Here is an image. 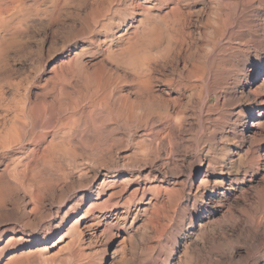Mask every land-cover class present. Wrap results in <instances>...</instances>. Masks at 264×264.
Here are the masks:
<instances>
[{
  "label": "rangeland",
  "instance_id": "obj_1",
  "mask_svg": "<svg viewBox=\"0 0 264 264\" xmlns=\"http://www.w3.org/2000/svg\"><path fill=\"white\" fill-rule=\"evenodd\" d=\"M5 1L7 3H4ZM142 1H0V11L3 14L2 16L0 14V250H2L0 264H3L6 261L5 258L9 257L12 253L42 245L50 247L60 237H63L66 241L69 240V244L61 248L62 251L61 249L58 250L61 257L55 253L58 249L57 246L49 248V253L52 254L53 252L52 256L55 254L51 257L52 262H50L52 264H67L66 259L70 262L74 258V261L71 260L68 264L72 262L75 264H89L90 261H93L90 264H111L113 260L112 264H116L117 261L120 262V258L123 259L118 264H174L184 244H190L188 247L192 248V244L189 242L194 233L193 229L203 217H264V204H262L264 196H261L264 195V76H260V80L255 86L250 88V92L247 87L252 79L255 80L258 73L264 70V0H234V2L233 0H188L190 3L187 0ZM229 1H232L233 4ZM182 2L186 3L183 4ZM223 2H226L228 5ZM176 3L179 5L180 10H184L180 11V13L183 12V15L181 14L180 16L181 18L183 17V21L181 22V18L178 20L180 25L175 24L177 22H173V24L171 18L167 15L171 8L175 7ZM181 3L182 5H180ZM2 4L5 5V8ZM140 5L143 6L141 7ZM203 6L206 8L203 9ZM208 6L212 7V11H210V7ZM208 9L210 12L207 11ZM53 10L57 11L53 12ZM144 10L148 11L145 12ZM2 11L5 13H2ZM157 12L166 16L164 24L168 25L171 22L169 24L171 25V29L175 27L179 30L176 31L175 28L171 30L170 26L164 25V35L167 33L169 37L172 33L176 34L177 32L179 34H172L173 37L175 35L174 38L172 35L169 38L166 35L163 36V42L161 41L162 46L167 45L169 42H184V44L183 42L181 43L182 45L179 43L176 45L175 43V48L177 46L179 50L178 56L176 55L174 58L176 62L175 60L169 62L171 65L163 62L161 64L162 67L160 66L159 68L160 71L156 67V55H158V52L155 51L157 50V43L159 41L156 42L154 40H158L159 38V36L158 38L156 37L159 34L156 27L157 19L155 24L153 23L154 17L158 16ZM241 13L243 14L241 15ZM155 14L157 15L154 16ZM231 14L235 19L229 17ZM3 16L5 19H3ZM221 16L223 17V21ZM219 17H221V20L218 19ZM146 18L149 23L145 20ZM257 19L260 20L258 21ZM218 20L222 22L220 23ZM116 21H119V23ZM144 21L146 23H143ZM184 22L188 24L186 25ZM201 23H204L203 25H207V27ZM146 24L148 27H145ZM259 25L262 26L260 27ZM106 28L112 30H107ZM223 31L228 32L229 36L227 35L228 33L225 34ZM258 31L261 32L257 33ZM215 35L216 37L219 36L217 40ZM146 36L148 37L146 38ZM176 37L178 38L177 40ZM220 37L223 38L220 39ZM185 39L187 40L186 42ZM138 41L145 43H141L140 46ZM166 41L167 43H165ZM134 44H136L139 50L135 48ZM131 45L132 47H130ZM142 45H144L143 47H148L143 49ZM154 45L156 49H154ZM195 46L197 48H194ZM147 48L151 49L152 53ZM185 48L189 50H185ZM140 49L141 52L142 50L144 52H139ZM146 49L150 53L149 56L147 55L148 57L145 55L149 54L146 52ZM131 51L133 52L131 53ZM133 54L141 58V60L143 59L142 64H140V59H138V64L137 59H135L136 57L132 56ZM211 54H214V56H210ZM150 58L153 61H150ZM74 59H76V62ZM69 62L70 65H67ZM136 64L137 69L135 67ZM144 64L147 68L151 64L150 67L152 68H149L152 71H145L143 69L145 67L143 66ZM172 64L173 66L175 64V66L171 68ZM132 68L135 73L137 72L136 74H139L140 71V74H142V71H144L143 74L147 73L150 78H152L151 73L154 74L155 77L150 79V82L153 84L148 81L140 85L139 88V82L132 81V79L135 80V77H132L135 74L132 72L133 70L131 71ZM147 68L146 70H148ZM153 68L157 69H154V71ZM191 68L193 69L190 70ZM204 68L205 71H203ZM188 73L192 76L190 77ZM161 74L164 77L165 74L170 77L172 75L171 78L174 81L177 80L175 81L177 85L188 83V86L191 85L190 89L188 88L187 92L182 90L179 93L181 95H178L176 92L169 93L165 88L161 89L158 86L157 80L154 82L156 77ZM186 76L190 78H186ZM194 77L196 78L194 79ZM129 79H131V83ZM148 83L153 86L151 87ZM144 87L146 90L148 89V93L144 90ZM210 87L215 88L214 91L210 92ZM136 89L138 90L136 91ZM192 89L194 92H192ZM140 90L145 92L143 94L145 97L148 96V98H145ZM60 91L63 92V95H61ZM115 91L119 92L120 96L115 97L118 94ZM138 91H140L139 94L136 93ZM65 92L68 95L64 94ZM146 93L147 95H145ZM190 93H192L193 97ZM57 94L61 95V97L59 95L57 97ZM126 95L128 96L126 97ZM175 96L178 97V101ZM226 97L230 99H226ZM58 98L60 99L58 100ZM123 98H127V100ZM120 100L121 102H119ZM59 101L61 106L57 103ZM114 101L118 106L116 103L114 104ZM131 101L133 106H136L134 103L137 104V109L134 107L135 110H132ZM66 102L74 105L78 104V106L73 105L71 109L69 107L70 104ZM65 104L66 107H64ZM47 106L50 107L48 108ZM59 106L60 109H57ZM75 107L77 108L76 111ZM112 107H116L118 112L121 113H118V115L115 108L116 111L114 110V112L116 114L113 113ZM38 108L43 109L45 114L47 113L45 115L46 119H49L51 116L54 117L55 114L53 113H56L59 117L57 118L56 116V118L59 120L55 123L57 125L51 126H54L53 129L50 127L51 129L48 128L42 132L46 133L44 136L46 138L43 139L44 142L42 141L35 145L31 139L30 132L35 127ZM54 110L55 112H53ZM25 111L26 115H24ZM77 111L79 114H77ZM122 112L128 114L123 115ZM73 117L75 118L73 119ZM76 118L79 119H77V122ZM161 119L162 121H159ZM173 122L174 126L171 124ZM179 122L180 124H178ZM167 123L175 127L174 129H177L176 126L178 125L179 132L184 131L183 134L180 132L179 138H176L169 131ZM56 126L58 127L55 128ZM64 131L65 133H63ZM22 133L25 134L26 139L20 137ZM17 135H19L20 140ZM183 138L185 139L183 140ZM65 139L68 140L69 144L66 143L67 140L64 141ZM185 141H188L187 144ZM22 143L25 144L22 145ZM51 143L53 144L51 145ZM62 143L68 146L62 145ZM189 145H191L190 148ZM64 146L66 148L70 147L67 150L71 149V152L68 150L69 152L67 151L66 153ZM47 147L53 150H46ZM49 151L54 152L51 154ZM69 153L74 158L69 157ZM49 156L50 158H48ZM202 160L203 163L200 162ZM83 170L88 175L85 172L83 173ZM79 173L83 174L80 175ZM81 176H84V178ZM84 180L87 183L84 184ZM106 180L109 181L107 182ZM102 183L103 185H101ZM38 193L41 194L39 195ZM96 200L97 202L95 203ZM108 202L111 203L109 204ZM92 203L94 207L92 206L93 208L91 209L93 211L85 214L86 208ZM151 203L153 206H151ZM100 205L103 206L100 207ZM71 207L73 209L69 210ZM259 212H262L261 215ZM94 214L95 219L93 218ZM117 215H125L126 217L124 216L118 220ZM76 218H81L77 223V227L70 226L73 224L72 221L77 220ZM96 219L101 220L98 225L87 226V224ZM159 222L164 223L162 225ZM114 223L118 226L116 230L112 229L111 226ZM157 223L159 224L157 225ZM166 224L169 225L166 226ZM103 226L108 227L109 230ZM163 226L165 227L163 228ZM69 227H73L75 230ZM126 230H128L130 235L128 239L131 240H127L126 245H124L125 249L123 250H125V253L121 252L127 256L121 255L122 253L117 248L119 239L124 235ZM77 232L80 233L79 236ZM65 233L66 235H64ZM117 233L119 235L115 236L114 234ZM47 237L48 244H45L46 240L42 241V239ZM75 237H80L81 239L79 238L78 240ZM9 239L14 240V242L11 240L13 245L8 244L7 241ZM138 241L139 244H137ZM70 243L75 246H69L71 245ZM135 244L140 246L134 248ZM84 246L85 248H83ZM144 246L146 249L144 248L143 250ZM67 247L69 248L68 250ZM80 248L82 249L79 250ZM153 249L155 250L153 251ZM148 250L151 255H149ZM114 251H116V254ZM145 252H147V255ZM68 255H70V258ZM54 258L57 259L55 260ZM115 258L118 260L116 261ZM139 261L140 263H138Z\"/></svg>",
  "mask_w": 264,
  "mask_h": 264
},
{
  "label": "bare ground",
  "instance_id": "obj_2",
  "mask_svg": "<svg viewBox=\"0 0 264 264\" xmlns=\"http://www.w3.org/2000/svg\"><path fill=\"white\" fill-rule=\"evenodd\" d=\"M1 1V0H0ZM51 1V0H50ZM67 1V0H66ZM144 1V0H143ZM142 1V2H143ZM148 1V0H147ZM150 1V0H149ZM161 1V0H160ZM170 1V0H169ZM179 1V0H178ZM182 1H184V0H182ZM191 1V0H190ZM193 1V0H192ZM223 1V0H222ZM227 1V0H226ZM235 1H237V0H235ZM47 2V1H46ZM56 2V1H55ZM154 2H155V0H154ZM159 2V1H158ZM167 2V1H166ZM175 2V1H174ZM174 2H173V4H174ZM187 2L188 3H190L188 0H187ZM208 2V1H207ZM230 2V1H229ZM228 2V3H229ZM233 2H234V0H233ZM4 3H7V1H5ZM54 3V2H53ZM138 3H140V2H138ZM152 3V2H151ZM161 3V2H160ZM168 3V2H167ZM180 3V2H179ZM183 3V2H182ZM182 3L180 4V5H182ZM186 3V2H185ZM185 3H183V4H185ZM209 3H210V1H209ZM223 3H226V2H223ZM230 3H232V1L230 2ZM246 3V2H245ZM261 3V2H260ZM35 4V3H34ZM60 4V3H59ZM141 4V3H140ZM173 4H172V6H173ZM217 4V3H216ZM221 4V3H220ZM227 4V3H226ZM233 4V3H232ZM235 4H236V2H235ZM240 4V3H239ZM35 5H37V4H35ZM51 5H53L52 3H51ZM144 5V4H143ZM142 5V6H143ZM191 5H192V3H191ZM194 5V4H193ZM206 5H207V3H206ZM217 5H219V4H217ZM228 5V4H227ZM2 6H4V8H5V5H3L2 4ZM56 6V5H55ZM54 6V7H55ZM141 6V5H140ZM141 6V7H142ZM157 6H158V4H157ZM175 7L174 8H171V10L169 11V13L167 14L170 18H171V22L173 23V22H177V23H175V24H179L178 23V20L181 18L180 16H181V14L183 13H180V11H184V10H180V8L178 7L179 5L176 3L175 5H174ZM189 6V5H188ZM188 6H186V7H188ZM223 6V5H222ZM54 7H53V9H54ZM58 7V6H57ZM182 7V6H181ZM204 7V6H203ZM202 7V8H203ZM208 7H210V6H208ZM207 7V8H208ZM143 8H145V7H143ZM143 8H142V10H143ZM149 8V7H148ZM151 8H153V7H151ZM150 8V9H151ZM206 7H204L203 9H205ZM229 8V7H228ZM240 8V7H239ZM58 9V8H57ZM149 9V10H150ZM159 9H160V7H159ZM170 9V8H169ZM168 9V10H169ZM196 9V8H195ZM198 9V8H197ZM203 9H201V11H203ZM212 9V7H210V11H212L211 10ZM238 9V8H237ZM241 9V8H240ZM3 10V9H2ZM146 10V9H145ZM144 10V11H145ZM161 11H162V9H160ZM214 10V9H213ZM229 10V9H228ZM5 11V10H4ZM4 11H2V13H5ZM54 11H57V10H53V12ZM148 11V10H147ZM147 11H145V12H147ZM189 11V10H188ZM205 12H206V10H204ZM207 11H209V9L207 10ZM209 11V12H210ZM232 12H233V10H231ZM238 11H239V9H238ZM150 12V11H149ZM166 12V11H165ZM164 12V13H165ZM168 12V11H167ZM186 13H187V11H185ZM226 12V11H225ZM237 12V11H236ZM191 13V12H190ZM192 13H193V11H192ZM192 13H191V15H192ZM204 13V12H203ZM221 13V12H220ZM0 14H1V11H0ZM157 14H158V12H157ZM157 14H155L154 16H156ZM188 14V13H187ZM198 14H200V13H198ZM206 14H208V13H206ZM215 14V13H214ZM223 14H224V12H223ZM234 14V13H233ZM243 13H241V15H242ZM259 14V13H258ZM257 14V15H258ZM3 14H1V16H2ZM183 15V14H182ZM218 15H219V13H218ZM264 15V14H263ZM5 16V15H4ZM3 16V17H4ZM7 16H8V13H7ZM124 16V15H123ZM123 16H122V18H123ZM126 16V15H125ZM167 16V17H168ZM185 16V15H184ZM199 16V15H198ZM207 16V15H206ZM205 16V17H206ZM215 16V15H214ZM220 16V15H219ZM225 16H227V15H225ZM231 16H233L232 14H231ZM231 16H229L230 18H234V16L233 17H231ZM255 16V15H254ZM261 16V15H260ZM259 16V17H260ZM168 17V18H169ZM200 17V16H199ZM222 17V16H221ZM221 17H219L218 19L219 20H221L220 18ZM228 17V18H229ZM125 18V17H124ZM155 18V20H153V23L155 24V22H156V19H157V25H156V27H157V30H158V35L156 36L157 38H158V36H159V38H158V40L157 39H154L156 42L157 41H159V43H157V50H155V51H157L158 52V55H156L157 54V52H156V54H154V55H156L157 56V66L156 67H158V69L160 68V66H161V64L163 63V62H165V64L166 63H169V62H172L173 60H175L174 58L176 57V55L178 56V53H179V50H178V47L176 46V48H175V43H176V45H177V43H179L180 41L179 40H181V39H179L178 41L179 42H169V43H167V41L165 42V43H167V45H165V46H162V43H161V41L163 40V36H167V33L164 35V29H165V27L163 28V26L165 25V26H170V29H171V25H167V24H164L165 23V18H166V16L165 15H162V13H160L159 12V14H158V16L157 17H154ZM168 18H167V20H168ZM183 18V17H182ZM181 18V19H182ZM190 18V17H189ZM192 18V17H191ZM214 18V17H213ZM228 18H226V19H228ZM255 18V17H254ZM263 18V17H262ZM3 19H5V17L3 18ZM121 19V18H120ZM165 19V20H164ZM205 19V18H204ZM204 19H201V20H204ZM215 19V18H214ZM235 19V18H234ZM112 20V19H111ZM122 20H124V19H122ZM147 22H148V20H147V18L145 19ZM187 20V19H186ZM186 20H184V21H186ZM209 20H210V17H209ZM213 20V19H212ZM218 20V21H219ZM224 20H225V17H224ZM253 20V19H252ZM258 20V19H257ZM260 20V19H259ZM258 20V21H259ZM146 21H144L143 23H146ZM183 21V19L181 20V22ZM189 21V20H188ZM205 21H206V19H205ZM215 21V20H214ZM213 21V23L215 24V22ZM222 21H223V17H222ZM221 21V22H222ZM231 21V20H230ZM112 22V21H111ZM110 22V23H111ZM117 22V21H116ZM190 22H191V20H190ZM196 22V21H195ZM201 22V21H200ZM203 22V21H202ZM207 22V21H206ZM220 22V21H219ZM220 22V23H221ZM233 22V21H232ZM231 22V23H232ZM253 22V21H252ZM117 23H119V21L117 22ZM122 23V22H121ZM120 23V24H121ZM149 23V22H148ZM147 23V24H148ZM168 23V22H167ZM185 23V22H184ZM183 23V24H184ZM229 23V22H228ZM247 23H248V21H247ZM256 23V22H255ZM262 23V22H261ZM116 24V23H115ZM146 24V25H147ZM174 24V23H173ZM186 25L188 24V23H185ZM189 24H191V23H189ZM202 25L204 24V23H201ZM206 24V23H205ZM226 24H227V22H226ZM237 24V23H236ZM249 24V23H248ZM145 25V27H148V25L146 26ZM151 25V24H150ZM180 25V24H179ZM185 25V26H186ZM211 25V24H210ZM218 25V24H217ZM221 25V24H220ZM225 25V24H224ZM109 26V25H108ZM144 26V25H143ZM184 26V27H185ZM203 26H205V25H203ZM258 26V25H257ZM256 26V27H257ZM260 26V25H259ZM262 26V25H261ZM260 26V27H261ZM264 26V25H263ZM112 27V26H111ZM124 27V26H123ZM127 27V26H126ZM130 27V26H129ZM190 27V26H189ZM188 27V28H189ZM205 27H207V25L205 26ZM214 27V26H213ZM229 27V26H228ZM228 27H226V28H228ZM235 27V26H234ZM142 28H144V27H142ZM172 28H173V25H172ZM175 28V27H174ZM173 28V29H174ZM182 28V27H181ZM222 28H223V25H222ZM237 28V27H236ZM259 28V27H258ZM107 30L108 29H110V28H106ZM147 29V28H146ZM145 29V30H146ZM169 29V28H168ZM173 29H171V30H173ZM176 29V31H179V30H177V28H175ZM179 29V28H178ZM183 29V28H182ZM210 29V28H209ZM208 29V30H209ZM217 29V28H216ZM232 29V28H231ZM230 29V31H232ZM110 30H112V29H110ZM121 30V29H120ZM127 30V29H126ZM143 30V29H142ZM144 30V31H145ZM149 30V29H148ZM148 30H147V32H148ZM164 30V31H163ZM208 30H207V32H208ZM227 30V29H226ZM243 30V29H242ZM143 31V32H144ZM175 31V32H176ZM181 31V30H180ZM187 31V30H186ZM241 31V30H240ZM110 32V31H109ZM127 32V31H126ZM135 32V31H134ZM170 32V31H169ZM173 32V31H172ZM188 32V31H187ZM190 32V31H189ZM197 32V31H196ZM204 32H205V30H204ZM211 32V31H210ZM224 32V31H223ZM259 32H261V31H258L257 33H259ZM106 33V32H105ZM108 33V32H107ZM111 33V32H110ZM125 33V32H124ZM128 33V32H127ZM144 33H146V32H144ZM148 33H150V32H148ZM148 33H147V35H148ZM157 33V32H156ZM171 33V32H170ZM186 33V32H185ZM214 33V32H213ZM222 33V32H221ZM225 34L226 33H228V32H224ZM224 33H223V35H224ZM113 34V33H112ZM134 34H136V33H134ZM172 34H175V33H172ZM171 34V35H172ZM176 34H179V33H177L176 32ZM175 34V35H176ZM196 34V33H195ZM200 34V33H199ZM203 34V33H202ZM212 34V33H211ZM215 34V33H214ZM236 34V33H235ZM138 35V34H137ZM145 35V34H144ZM154 35V34H153ZM153 35H152V37H153ZM170 35V34H169ZM170 35V36H171ZM175 35H174V37H175ZM181 35V34H180ZM180 35H177V36H180ZM187 35V34H186ZM213 35V34H212ZM228 36H229V33L227 34ZM260 35V34H259ZM111 36V35H110ZM143 36V35H142ZM169 36V37H170ZM193 36V35H192ZM225 36V35H224ZM255 36V35H254ZM134 37H135V35H134ZM144 37V36H143ZM148 36H146V38H147ZM150 38H151V36H149ZM168 37V36H167ZM168 37V38H169ZM172 37H173V35H172ZM173 37V38H174ZM183 37L184 38H186L185 37V35H183ZM187 37H188V35H187ZM214 37V36H213ZM215 37H216V35H215ZM214 37V38H215ZM219 37V36H218ZM218 37H216V40L218 39ZM226 37V36H225ZM141 39H142V37H140ZM172 38V39H173ZM190 38V37H189ZM221 38H223V37H220V39ZM248 38V37H247ZM250 38V37H249ZM256 38H258V37H256ZM262 38H263V36H262ZM108 39V38H107ZM178 38L176 37V40H177ZM153 40V41H154ZM175 40V39H174ZM174 40H171V41H174ZM183 40V39H182ZM181 40V41H182ZM190 40V39H189ZM188 40V41H189ZM243 40H245V39H243ZM253 40V39H252ZM257 40V39H256ZM114 41V40H113ZM134 41V40H133ZM139 41H140V39H139ZM138 41V44H140V46H141V43L142 44H144L142 41H141V43ZM187 40L185 39V42H186ZM137 42V41H136ZM148 42V41H147ZM163 42V41H162ZM183 42V41H182ZM181 42V43H182ZM243 42V41H242ZM245 42V41H244ZM250 42V41H249ZM129 43H130V40H129ZM133 43H135V42H133ZM132 43V44H133ZM149 43H150V41H149ZM173 43V44H172ZM181 43H179V44H181ZM254 43V42H253ZM131 44V43H130ZM129 44V45H130ZM154 44V43H153ZM152 44V45H153ZM183 44H184V42H183ZM135 45V48H137L136 47V44H134ZM148 45V44H147ZM150 45H151V43H150ZM156 45V44H155ZM154 45V49H156V46ZM182 45V44H181ZM209 45V44H208ZM244 45V44H243ZM138 46V45H137ZM139 46V47H140ZM144 45H142V48L144 49V48H146V47H148V46H145V47H143ZM190 46V45H189ZM188 46V47H189ZM130 47H132V45L130 46ZM153 47V46H152ZM257 47V46H256ZM124 49H125V47H123ZM122 48V49H123ZM141 48V47H140ZM150 48V47H149ZM149 48H147L148 50H149ZM183 48V47H182ZM190 48V47H189ZM194 48H197L196 46L194 47ZM199 48V47H198ZM132 49H134V48H132ZM138 49V48H137ZM147 49H146V52L147 53H149L148 51H147ZM181 49V48H180ZM186 49H188V48H185V50ZM191 49V48H190ZM206 49H207V47H206ZM210 49V48H209ZM131 50V49H130ZM139 50V49H138ZM151 50V49H150ZM149 50V51H150ZM183 50V49H182ZM189 50V49H188ZM187 50V51H188ZM192 50V49H191ZM199 50V49H198ZM122 51H125V50H122ZM129 51V50H128ZM135 51V50H134ZM152 51V50H151ZM150 51V53H152ZM194 51V50H193ZM192 51V52H193ZM197 51V50H196ZM209 51V50H208ZM127 52V51H126ZM133 51H131V53H132ZM139 52H141V49H140V51ZM142 52H144L143 50H142ZM141 52V53H142ZM154 52V51H153ZM190 52V51H189ZM121 53V52H120ZM120 53H119V55H120ZM125 53V52H124ZM130 53V52H129ZM140 53V54H141ZM150 53L149 54H145L146 56L148 55H150ZM181 53V52H180ZM206 53V52H205ZM128 54V53H127ZM134 54H135V52H134ZM132 55V56H135L136 57V55ZM136 54L138 55V56H140L137 52H136ZM194 54V53H193ZM129 55V54H128ZM154 55H152V56H154ZM184 55V54H183ZM204 55V54H203ZM209 55V54H208ZM75 56V55H74ZM121 56V55H120ZM137 56V57H138ZM144 56V55H143ZM147 56V57H148ZM185 56H186V54H185ZM198 56V55H197ZM199 56H201L200 54H199ZM198 56V57H199ZM210 56H214V54L212 55H210ZM122 57H123V54H122ZM135 58V59H137L136 61H138V64H139V60L138 59H140V61H141V63L140 64H142V60H141V58ZM151 57V56H150ZM183 57V56H182ZM181 57V58H182ZM219 57V56H218ZM220 57H221V55H220ZM130 58V57H129ZM132 58V57H131ZM134 58V57H133ZM146 58V57H145ZM153 58H155V57H153ZM178 58H180V57H178ZM201 58V57H200ZM199 58V59H200ZM206 58H207V56H206ZM205 58V59H206ZM211 58V57H210ZM77 59V58H76ZM76 59H74V61L76 62ZM125 59H127L126 57H125ZM156 59V58H155ZM237 59V58H236ZM177 60H179V59H177ZM182 60V59H181ZM185 60V59H184ZM203 60V59H202ZM71 61V60H70ZM78 61V60H77ZM124 61H128V60H124ZM150 61H153V60H151V58H150ZM149 61V62H150ZM180 61V60H179ZM179 61H177V62H179ZM207 61H208V59H207ZM207 61H206V63H207ZM72 62H73V60H72ZM147 62V61H146ZM155 62V61H154ZM153 62V63H154ZM175 62H176V60H175ZM203 62V61H202ZM132 63V62H131ZM137 63V62H136ZM145 63V62H144ZM148 63V62H147ZM156 63V62H155ZM234 63V62H233ZM132 64H134V63H132ZM152 64V63H151ZM151 64H149V67H150V65ZM183 64H185V62H183ZM182 64V65H183ZM67 65H70V62L67 64ZM131 65V64H130ZM155 65V64H154ZM168 65H171L170 63L168 64ZM177 65V64H176ZM244 65V64H243ZM137 66V64L135 65V67ZM139 66H141V65H139ZM138 66V67H139ZM143 66H145V64L143 65ZM142 66V67H143ZM167 66V65H166ZM174 66H175V64H174ZM173 66V64H172V66H171V68L172 67H174ZM185 66V65H184ZM201 66V65H200ZM199 66V67H200ZM203 66V65H202ZM205 66V65H204ZM141 67V68H142ZM146 68H147V66H145ZM143 68V69H145V71H149V70H151L150 68H152V67H148L147 69L148 70H146V68ZM162 67V66H161ZM183 67V66H182ZM206 67V66H205ZM208 67V66H207ZM240 67V66H239ZM141 68H139L140 70H141ZM164 68V67H163ZM231 68V67H230ZM262 68V67H261ZM264 68V67H263ZM135 69V68H134ZM136 69H137V67H136ZM135 69V70H136ZM155 68H153V70H154ZM157 69V68H156ZM155 69V70H156ZM193 68H191L190 70H192ZM199 69V68H198ZM201 69V68H200ZM209 69V68H208ZM133 70V68L131 69V71ZM154 70V71H155ZM168 70H169V68H168ZM183 70V69H182ZM186 70V69H185ZM197 70V69H196ZM196 70H195V72H196ZM203 70V69H202ZM213 70H215L214 68H213ZM152 71V70H151ZM158 71H160V69L158 70ZM161 71H162V68H161ZM171 72H172V70H170ZM187 71V70H186ZM197 71H200V70H197ZM203 71H205V68H204V70ZM207 71V70H206ZM209 71V70H208ZM230 71V70H229ZM236 71V70H235ZM133 73H135L134 72V70L132 71ZM143 73H144V71H142ZM157 72V71H156ZM163 72V71H162ZM166 72V71H165ZM170 72V73H171ZM185 72V71H184ZM189 72V71H188ZM211 72V71H210ZM237 72H238V70H237ZM132 73V74H133ZM137 73V72H136ZM135 73V74H136ZM139 73V72H138ZM140 73H141V71H140ZM136 74V76H135V74H134V76H132V77H135L134 79L135 80H133L132 78V81H136V83L137 82H139V88H140V85H143L145 82H150L151 80L150 79H152L153 77H155L154 76V74H152L151 72H149V73H151V77L152 78H150V76L147 74ZM194 73V72H193ZM192 73V74H193ZM198 73V72H197ZM213 73V72H212ZM160 74V73H159ZM164 74V73H163ZM180 74V73H179ZM200 74V73H199ZM251 74V73H250ZM153 75V76H152ZM156 75V74H155ZM181 75V74H180ZM187 75V74H186ZM188 75H190V77L192 76L191 74H189L188 73ZM194 75V74H193ZM198 75V74H197ZM196 75V76H197ZM202 75V74H201ZM211 75V74H210ZM213 75H214V73H213ZM216 75H218V74H216ZM244 75V74H243ZM242 75V76H243ZM215 76V75H214ZM260 76L262 77V76H264V70L263 71H261V72H259L258 73V75L256 76V78H255V80L254 79H252V81L250 82V84L249 85H247V87H248V91L250 90V88L252 87V86H255L256 84H257V82L260 80ZM171 77H172V75H171ZM169 75L168 76H166V74H165V77H164V75L162 76V74L161 75H158V77H156V79L154 80V82L157 80V82H158V86L162 89V88H165L166 89V91H168L169 93L170 92H176L178 95H181V94H179L182 90L183 91H186V90H188V88L191 86H188V83L186 84H183V85H177L176 83H175V81H177V80H173L172 78H171ZM187 77H189V76H186V78ZM189 77V78H190ZM198 77V76H197ZM200 77V76H199ZM234 77V76H233ZM237 77V76H236ZM181 78H182V76H181ZM184 78V77H183ZM185 78V80H187ZM196 77H194V79H195ZM201 78V77H200ZM238 78V77H237ZM131 79H129L130 81V83H131ZM197 79H199V78H197ZM218 79V78H217ZM220 79V78H219ZM227 79H228V77H227ZM231 79V78H230ZM179 80H181V79H179ZM192 80V79H191ZM201 80V79H200ZM203 80V79H202ZM234 80V79H233ZM240 80V79H239ZM153 81V80H152ZM223 81V80H222ZM235 81V80H234ZM238 81V80H237ZM244 81V80H243ZM196 82H197V80H196ZM207 82V81H206ZM151 84H153L152 82H150ZM150 83H148V85H150L151 86V84ZM179 83V82H178ZM232 83V82H231ZM234 83H237V82H234ZM180 84H181V81H180ZM209 84H212V83H209ZM240 84V83H239ZM134 85H136V84H134ZM147 85V86H148ZM157 85V84H156ZM213 85V84H212ZM227 85V84H226ZM225 85V86H226ZM229 85V84H228ZM153 86V85H152ZM151 86V87H152ZM210 86V85H209ZM133 87V86H132ZM136 87H138L137 85H136ZM141 87H143V86H141ZM227 87V86H226ZM192 88H194L193 86H192ZM135 89V88H134ZM143 89V88H142ZM141 89V90H142ZM190 89V88H189ZM214 89L215 88H213V87H210L209 88V91L211 92V91H214ZM133 90V89H132ZM138 89H136V91H137ZM140 90V91H141ZM144 90H146V88L144 87ZM148 90V89H147ZM146 90V92L148 93V91ZM151 90H152V88H151ZM222 90H223V88H222ZM140 91H138V92H136V93H140ZM143 91V90H142ZM141 91V93L143 94V93H145V92H142ZM206 91H207V89H206ZM252 91V90H251ZM253 91H254V89H253ZM252 91V92H253ZM112 92V91H111ZM135 92V91H134ZM149 92H150V89H149ZM152 92H153V90H152ZM160 92V91H159ZM187 92V91H186ZM191 92V91H190ZM192 92H194L193 91V89H192ZM224 92V91H223ZM242 92V91H241ZM246 92V91H245ZM250 92V91H249ZM59 93V92H58ZM60 93H61V95H63V92H61L60 91ZM59 93V94H60ZM115 93H118V94H116V96L115 97H117L118 95H119V92H116L115 91ZM147 93L145 94V95H147ZM222 93V92H221ZM231 93V92H230ZM254 93V92H253ZM252 93V94H253ZM59 94H57V97H58V95ZM64 94H67V92H65ZM121 94V93H120ZM156 94V93H155ZM161 94V93H160ZM187 94V93H186ZM191 95H192V93H190ZM218 94V93H217ZM220 94V93H219ZM61 95H59L60 97H61ZM68 95V94H67ZM188 95V94H187ZM186 95V96H187ZM206 95L208 96V94L206 93ZM231 95H232V93H231ZM55 96H56V94H55ZM120 96V95H119ZM122 96V95H121ZM128 95H126V97H127ZM139 96V95H138ZM143 96H144V94H143ZM142 96V97H143ZM159 96V95H158ZM185 96V97H186ZM206 96V97H207ZM228 96V95H227ZM112 97V96H111ZM110 97V98H111ZM145 97V96H144ZM189 98H190V96H188ZM192 97H193V95H192ZM225 97V96H224ZM229 97H231V96H229ZM229 97H226V99H228ZM120 98V97H119ZM122 98V97H121ZM129 98H131L130 96H129ZM141 98V97H140ZM145 98H148V96L147 97H145ZM151 98H152V96H151ZM153 98H155L154 96H153ZM172 98H174V97H172ZM175 98H176V100H177V98L178 97H176L175 96ZM223 98V97H222ZM55 99H56V97H55ZM60 98H58V100H59ZM113 99V98H112ZM117 99V98H116ZM123 99H126L127 100V98H123ZM123 99H122V101H123ZM157 99V98H156ZM171 99V98H170ZM191 99V98H190ZM230 99V98H229ZM115 100V99H114ZM126 100H125V102H126ZM143 100V99H142ZM145 100V99H144ZM150 100V99H149ZM153 100V99H152ZM151 100V101H152ZM155 100V99H154ZM209 100V99H208ZM207 100V101H208ZM71 101V100H70ZM168 101H169V99H168ZM178 101V100H177ZM189 101V100H188ZM73 102V101H72ZM76 102H78L77 100H76ZM119 102H121V100L119 101ZM124 102V101H123ZM130 102V101H129ZM134 102V101H133ZM144 102V101H143ZM153 102V101H152ZM192 102V101H191ZM57 103H59L58 105H60L61 103H60V101L59 102H57ZM63 103V102H62ZM66 103H68V102H66ZM74 103V102H73ZM79 103V102H78ZM116 102L114 101V104H115ZM131 103H132V101H131ZM131 103H129V104H131ZM142 103V102H141ZM216 103V102H215ZM40 104V103H39ZM39 104H38V106H39ZM68 104H70V106L69 105H67V106H69V107H71V109H72V106L74 105V104H72V103H68ZM82 104V103H81ZM123 104V103H122ZM127 104V103H126ZM150 104V103H149ZM205 104V103H204ZM34 105V104H33ZM35 105H37V104H35ZM76 105V104H75ZM74 105V106H75ZM116 105H117V103H116ZM132 106H133V103L131 104ZM130 105V106H131ZM134 105H136V106H133V109L132 110H135L134 109V107L136 108L137 107V104H135L134 103ZM138 105H139V103H138ZM145 105V104H144ZM148 105V104H147ZM146 105V106H147ZM61 106V105H60ZM60 106L59 107H57V109L59 108L60 109ZM76 106H78V104L76 105ZM81 106V105H80ZM118 106V105H117ZM121 106V105H120ZM124 106H125V103H124ZM201 106V105H200ZM199 106V107H200ZM205 106H207V105H205ZM32 107V106H31ZM48 108L50 107V106H47ZM64 107H66V104H65V106ZM141 107H143V106H141ZM198 107V108H199ZM34 108H35V106H34ZM34 108H32V109H34ZM76 108V107H75ZM113 108V109H112ZM111 109L113 110V113H115L114 112V110L116 109L117 110V108L116 107H112ZM115 108V109H114ZM127 108H128V106H127ZM139 108V107H138ZM148 110H149V108L148 107H146ZM145 108V109H146ZM174 108V107H173ZM202 108V107H201ZM204 108V107H203ZM36 109V108H35ZM56 109V108H55ZM56 109V110H57ZM62 109H63V106H62ZM61 109V110H62ZM70 109V108H69ZM82 109V108H81ZM119 109V108H118ZM137 109V108H136ZM141 109V108H140ZM47 110H49V109H47ZM77 110V108L75 109V111ZM115 110V111H116ZM123 110H124V107H123ZM127 110V109H126ZM66 111V110H65ZM67 111H69V110H67ZM71 111V110H70ZM81 111V110H80ZM125 111V110H124ZM48 112V111H47ZM52 112V111H51ZM53 112H55V110L53 111ZM52 112V113H53ZM59 112V111H58ZM57 112V113H58ZM63 113H65L64 111H62ZM23 113V112H22ZM48 113H50V112H48ZM59 113H61V112H59ZM70 113V112H69ZM117 114L119 113L118 112V110H117V112H116ZM115 113V114H116ZM121 113V112H120ZM119 113V114H120ZM47 114V113H46ZM45 111H43V109H39L38 108V111H37V119H36V121H35V127H33V131L31 130V132H30V135L32 136V141L35 143V145L36 144H39V143H41L42 141H43V139H45L46 137H44L45 136V134L46 133H42L43 131H45V129H48V128H50L52 125H57V124H55L56 123V121H58L57 120V118H59L57 115H56V113H53V114H55L54 115V117L53 116H51L49 119H46L45 117ZM52 114V115H53ZM62 114V113H61ZM66 114V113H65ZM77 114H79L78 113V111H77ZM81 114V113H80ZM118 114V115H119ZM122 114L124 115L125 114V112L123 113L122 112ZM121 114V115H122ZM126 114H128V113H126ZM125 114V115H126ZM132 114V113H131ZM24 115H26V111H25V114ZM50 115V114H49ZM63 115V114H62ZM70 115V114H69ZM82 115V114H81ZM113 115V114H112ZM23 116V115H22ZM48 116V115H47ZM56 116H57V118H56ZM65 116V115H64ZM72 116H75V115H72ZM114 116V115H113ZM117 116V115H116ZM34 118H35V116H33ZM63 117V116H62ZM77 117V116H76ZM79 117V116H78ZM111 117V116H110ZM75 117H73V119H74ZM165 118V117H164ZM22 119H24V118H22ZM73 119L71 118V120L73 121ZM77 119L78 118H76V122H77ZM81 119V118H80ZM66 120V119H65ZM65 120H63L64 122H66ZM79 120V119H78ZM165 120V119H164ZM159 121H162V119L161 120H159ZM158 121V122H159ZM169 121V120H168ZM183 121H184V119H183ZM182 121V122H183ZM87 122H88V120H87ZM61 123H62V121H61ZM80 123V122H79ZM134 123V122H133ZM161 123V122H160ZM31 124V123H30ZM59 124H60V122H59ZM58 124V125H59ZM76 124H78V123H76ZM159 124V123H158ZM168 124V123H167ZM171 124H173V126L175 125L174 124V122L173 123H171ZM178 124H180V122L178 123ZM183 124H185V123H183ZM188 124V123H187ZM79 125V124H78ZM89 125V124H88ZM160 125V124H159ZM169 125V124H168ZM182 125V124H181ZM180 125V126H181ZM31 126V125H30ZM29 126V127H30ZM66 126H67V124H66ZM70 126V125H69ZM58 126H56L55 128H57ZM76 127H77V125H76ZM160 127V126H159ZM163 127V126H162ZM177 127V129H174L175 127H172L171 125H169L168 126V129H169V131L171 132V134L172 135H174L176 138H179V136H180V134L182 133L183 134V132H179V130H178V125L176 126ZM183 127V126H182ZM185 127V126H184ZM52 129L54 128V126L53 127H51ZM50 128V129H51ZM108 128V127H107ZM166 128V127H165ZM180 128V127H179ZM21 129H22V127H21ZM20 129V130H21ZM39 129V130H38ZM62 129V128H61ZM64 129H68V128H64ZM71 129V128H70ZM69 129V130H70ZM181 129H183V128H181ZM180 129V130H181ZM27 130V129H26ZM59 130V129H58ZM80 130V129H79ZM161 131H162V129H160ZM22 131H23V129H22ZM21 131V132H22ZM27 131H30V130H27ZM62 131V130H61ZM209 131H210V129H209ZM60 132V131H59ZM66 132H68V131H66ZM168 132V131H167ZM28 133V132H27ZM54 133V132H53ZM58 133V132H57ZM62 133V132H61ZM63 133H65V131L63 132ZM62 133V134H63ZM69 133V132H68ZM67 133V134H68ZM164 133V132H163ZM166 133V132H165ZM49 134V133H48ZM62 134H61V136H62ZM168 134H170V133H168ZM170 134V135H171ZM25 134L24 133H22V136H20L21 138H25L26 139V137L24 136ZM56 135V134H55ZM59 135V134H58ZM64 135V134H63ZM95 135V134H94ZM18 137H19V135H17ZM29 136V135H28ZM53 136H54V134H53ZM52 136V137H53ZM60 136V138H62ZM208 136V135H207ZM20 137H19V140H20ZM51 137V136H50ZM50 137H49V139H50ZM80 137V136H79ZM88 137V136H87ZM103 137V136H102ZM64 138H65V136H64ZM68 138V137H67ZM180 138H182V137H180ZM186 138V137H185ZM185 138H183V140L185 139ZM206 138V137H205ZM204 138V139H205ZM56 139V138H55ZM69 139V138H68ZM103 139V138H102ZM172 139H174L173 137H172ZM187 139H188V137H187ZM190 139V138H189ZM191 139H193L192 137H191ZM14 140V139H13ZM24 140V139H23ZM53 140V139H52ZM67 139H65L64 141H66ZM49 142H51L50 140H48ZM63 141V140H62ZM78 141V140H77ZM76 141V142H77ZM107 141V140H106ZM181 141H182V139H181ZM193 141H194V139H193ZM204 141V140H203ZM20 142V141H19ZM44 142V141H43ZM54 142V141H53ZM91 142V141H90ZM174 142V141H173ZM176 142V141H175ZM180 142V141H179ZM186 142V141H185ZM188 142V141H187ZM187 142H186V144H187ZM17 143H18V141H17ZM30 143V142H29ZM60 143H61V141H60ZM66 143H68V140H67V142ZM182 143V142H181ZM194 143V142H193ZM25 144V143H24ZM23 143H22V145H24ZM31 144H32V142H31ZM48 144H50V143H48ZM48 144H47V146H48ZM53 143H51V145H52ZM55 144H58V143H55ZM63 144H65V143H62V145ZM69 144V143H68ZM103 144V143H102ZM20 145H21V143H20ZM66 145V144H65ZM163 145V144H162ZM165 145V144H164ZM200 145V144H199ZM202 145V144H201ZM33 146V145H32ZM41 146V145H40ZM45 146H46V144H45ZM56 146V145H55ZM66 146H68V145H66ZM174 146V145H173ZM190 146L191 145H189V148H190ZM194 146H195V144H194ZM206 146V145H205ZM43 147V146H42ZM50 147V146H49ZM54 147V146H53ZM52 147V148H53ZM185 147V146H184ZM183 147V148H184ZM209 147H210V145H209ZM212 147V146H211ZM55 148V147H54ZM58 148H60V147H58ZM64 148H66L65 146H64ZM63 148V149H64ZM67 148H70V147H67ZM67 148H66V153H67V151L69 150H71V149H68L67 150ZM161 148V147H160ZM164 148V147H163ZM186 148V147H185ZM188 148V149H189ZM48 149V147L46 148V150ZM50 149V148H49ZM48 149V150H49ZM56 150H57V148H55ZM54 149V150H55ZM162 149V148H161ZM165 149V148H164ZM201 149V148H200ZM207 149V148H206ZM25 150V149H24ZM50 150H53V149H50ZM167 150V149H166ZM175 150V149H174ZM208 150V149H207ZM206 150V151H207ZM210 150V149H209ZM30 151V150H29ZM68 151V152H69ZM162 151V150H161ZM172 151V150H171ZM199 151V150H198ZM24 152H26V151H24ZM50 152V151H49ZM54 152V151H53ZM53 152H50L51 154H53ZM71 152V151H70ZM170 152V151H169ZM199 152H202V151H199ZM34 153V152H33ZM36 153V152H35ZM45 153H46V151H45ZM48 153V152H47ZM94 153V152H93ZM175 153V152H174ZM213 153V152H212ZM25 154V153H24ZM30 154V153H29ZM50 154V155H51ZM201 154V153H200ZM204 154V153H203ZM207 154V153H206ZM209 154V153H208ZM44 155V154H43ZM47 155V154H46ZM45 155V156H46ZM74 155V154H73ZM172 155V154H171ZM210 155V154H209ZM44 156V157H45ZM69 157L71 156L70 155V153H69V155H68ZM24 157V156H23ZM26 157V156H25ZM43 157V156H42ZM47 157V156H46ZM72 157V156H71ZM199 157V156H198ZM205 157V156H204ZM19 158V157H18ZM48 158H50V156L48 157ZM54 158V157H53ZM72 158H74V157H72ZM71 158V159H72ZM20 159V158H19ZM47 159V158H46ZM196 159V158H195ZM197 159H199V158H197ZM201 159V158H200ZM211 159V158H210ZM215 159V158H214ZM217 159V158H216ZM47 160H49V159H47ZM76 160V159H75ZM162 160V159H161ZM167 160V159H166ZM40 161V160H39ZM50 161V160H49ZM73 161V160H72ZM71 161V162H72ZM173 161V160H172ZM211 161V160H210ZM216 161V160H215ZM163 162V161H162ZM161 162V163H162ZM167 162V161H166ZM201 163H203V160L202 161H200ZM74 163H75V161H74ZM165 163V162H164ZM208 163V162H207ZM163 164V163H162ZM214 164V163H213ZM216 164V163H215ZM41 165V164H40ZM73 165V164H72ZM208 165V164H207ZM209 165H211V164H209ZM167 167H168V165H167ZM202 167V166H201ZM213 167H214V165H213ZM87 168V167H86ZM117 168V167H116ZM206 168V167H205ZM77 169V168H76ZM204 169V168H203ZM79 170V169H78ZM77 171V170H76ZM81 171V170H80ZM89 171V170H88ZM97 171V170H96ZM151 171V170H150ZM208 171V170H207ZM10 172V171H9ZM12 172V171H11ZM15 172V171H14ZM71 172V171H70ZM82 172V171H81ZM85 171L83 170V173H84ZM13 173V172H12ZM74 173H75V171H74ZM77 173V172H76ZM83 173H81V174H83ZM86 173V172H85ZM121 173V172H120ZM69 174V173H68ZM70 174H72V173H70ZM80 174V173H79ZM78 174V175H79ZM80 174V175H81ZM87 174V173H86ZM95 174V173H94ZM105 174V173H104ZM13 175V174H12ZM74 175V174H73ZM88 175V174H87ZM96 175V174H95ZM176 175V174H175ZM71 176V175H70ZM108 176V175H107ZM72 177V176H71ZM70 177V178H71ZM78 177V176H77ZM81 177H83L84 178V176H81ZM87 178H88V176H86ZM89 177H90V175H89ZM93 177H94V175H93ZM117 177V176H116ZM13 178H14V176H13ZM79 178V177H78ZM77 178V179H78ZM203 178V177H202ZM15 179V178H14ZM200 179V178H199ZM71 180H73V179H71ZM80 180V179H79ZM82 180V179H81ZM86 180V179H85ZM84 180V181H85ZM88 180V179H87ZM89 180H90V178H89ZM88 180V181H89ZM92 180H93V178H92ZM122 180V179H121ZM126 180V179H125ZM129 180V179H128ZM74 181V180H73ZM78 181V180H77ZM91 181V180H90ZM107 181V180H106ZM109 181V180H108ZM107 181V182H108ZM127 181V180H126ZM205 181H207V179H205ZM15 182H16V180H15ZM81 182V181H80ZM92 182V181H91ZM112 182V181H111ZM193 182V181H192ZM199 182H201V181H199ZM17 183V182H16ZM84 184L85 183H87L86 181L85 182H83ZM90 183V182H89ZM127 183H128V181H127ZM202 183V182H201ZM200 183V184H201ZM204 183V182H203ZM76 184H78V183H76ZM81 184V183H80ZM83 184V185H84ZM105 184V183H104ZM200 184H199V186H200ZM38 185V184H37ZM101 185H103V183L101 184ZM115 185V184H114ZM114 185H112V186H114ZM118 185V184H117ZM120 185H122L121 183H120ZM190 185V184H189ZM198 185V184H197ZM75 186V185H74ZM78 186H80V185H78ZM81 186H82V184H81ZM80 186V187H81ZM90 186V185H89ZM111 186V185H110ZM119 186V185H118ZM185 186V185H184ZM199 186H197V187H199ZM36 187V186H35ZM73 187V186H72ZM98 187V186H97ZM107 187H108V185H107ZM191 187V186H190ZM189 187V188H190ZM29 188V187H28ZM76 188V187H75ZM79 188V187H78ZM99 188V187H98ZM114 188V187H113ZM159 188H161V187H159ZM186 188V187H185ZM232 188V187H231ZM45 189H47V188H45ZM73 189H74V187H73ZM101 189V188H100ZM197 189V188H196ZM207 189V188H206ZM31 190V189H30ZM41 190H43V189H41ZM62 190V189H61ZM228 190V189H227ZM46 191V190H45ZM71 191V190H70ZM104 191H105V189H104ZM103 191V192H104ZM124 191V190H123ZM189 191V190H188ZM68 192H69V190H68ZM192 192V191H191ZM203 193V192H202ZM39 195L41 194V193H38ZM114 194V193H113ZM201 194V193H200ZM261 194H263V193H261ZM65 195V194H64ZM109 196H111V194H109ZM108 196V197H109ZM262 197L264 196V195H261ZM261 196H259V197H261ZM81 198V197H80ZM228 198V197H227ZM83 199V198H82ZM110 199V198H109ZM78 200V199H77ZM150 200V199H149ZM79 201V200H78ZM258 201H260V200H258ZM83 202V201H82ZM91 202V201H90ZM97 202V200L95 201V203ZM104 202V201H103ZM150 202V201H149ZM148 202V203H149ZM152 202V201H151ZM79 203V202H78ZM105 203V202H104ZM109 203V202H108ZM111 203V202H110ZM109 203V204H110ZM260 203H262V202H260ZM99 204H100V202H99ZM101 204H103V203H101ZM262 204H264V202L262 203ZM97 205V204H96ZM95 205V206H96ZM104 205V204H103ZM103 205H100V207L101 206H103ZM155 205V204H154ZM88 206V205H87ZM93 206V203L92 204H90L89 205V207L88 208H86L87 210H85V214H87V213H89V212H92L93 210L91 209V208H93L92 207ZM98 206V205H97ZM151 206H153L152 205V203H151ZM100 207H97V208H100ZM109 207V206H108ZM263 208H264V206H263ZM262 208V209H263ZM71 209H73L72 207L69 209V210H71ZM95 209V208H94ZM256 209V208H255ZM258 209V208H257ZM260 209V208H259ZM102 210V209H101ZM128 210V209H127ZM126 210V211H127ZM144 211H145V209H144ZM225 212V211H224ZM257 213V212H256ZM260 213V212H259ZM262 213V212H261ZM261 213H260V215H261ZM263 213H264V211H263ZM106 214V213H105ZM89 215V214H88ZM96 215H98V214H96ZM257 215V214H256ZM118 216V215H117ZM125 216V215H124ZM124 216H118L117 217V219L119 220V219H121V218H123ZM49 217V216H48ZM61 217V216H60ZM97 217V216H96ZM114 217V216H113ZM126 217V216H125ZM152 217H154V216H152ZM179 217V216H178ZM184 217V216H183ZM189 217V216H188ZM187 217V218H188ZM248 217V216H247ZM247 217H243V216H222V217H203V219L202 220H200L199 221V223L195 226V228L193 229L194 230V233L192 234V239H190L191 241L189 242V243H191L192 244V248H189L188 247V245L190 246V244H188V245H185L184 244V246H183V248H182V251H181V253H180V255L179 256H177V258H176V260H175V262H174V264H264V217H260V216H257V217H249V218H247ZM94 219H95V214H94V217H93ZM191 218V217H190ZM201 218V217H200ZM77 219V218H76ZM81 218H79V219H77V220H74V222L72 221V225H70V226H73V227H77V223L79 222V220H80ZM147 219V218H146ZM177 219V218H176ZM182 219V218H181ZM184 219V218H183ZM33 220V219H32ZM49 220H50V218H49ZM125 220V219H124ZM133 220V219H132ZM175 220V219H174ZM185 220V219H184ZM60 221V220H59ZM58 221V222H59ZM113 221V220H112ZM170 221V220H169ZM173 221V220H172ZM186 221V220H185ZM57 222V223H58ZM101 222V220L100 219H96V220H94L93 222H90L89 224H87V226L89 225V226H92V225H98L99 223ZM110 222V221H109ZM114 222V221H113ZM122 222V221H121ZM120 222V223H121ZM133 222V221H132ZM166 222V221H165ZM140 223V222H139ZM138 223V224H139ZM159 223H162V222H159ZM159 223H157V225L159 224ZM164 223V222H163ZM163 223H162V225H163ZM179 223H181V222H179ZM191 223V222H190ZM55 224V223H54ZM60 224V223H59ZM107 224V223H106ZM115 224V225H114ZM114 224H112L111 226H112V229H114V230H116V229H118V226H117V224L116 223H114ZM122 224V223H121ZM174 224V223H173ZM176 224V223H175ZM191 224H193V223H191ZM28 225H30V224H28ZM27 225V226H28ZM108 225V224H107ZM130 225V224H129ZM128 225V226H129ZM137 225V224H136ZM156 225V226H157ZM161 225V224H160ZM167 225H169V224H166V226ZM180 225V224H179ZM194 225V224H193ZM48 226V225H47ZM124 226V225H123ZM131 226V225H130ZM172 226V225H171ZM73 227H69V228H72V229H74ZM104 227V226H103ZM142 227V226H141ZM140 227V228H141ZM165 226H163V228H164ZM169 227V226H168ZM174 227V226H173ZM184 227H186V226H184ZM193 227V226H192ZM51 228V227H50ZM104 228H106V227H104ZM108 228V227H107ZM106 228V229H107ZM137 228V227H136ZM143 228V227H142ZM159 228H160V226H159ZM162 228V227H161ZM176 228H178V227H176ZM81 229H82V227H81ZM85 229V228H84ZM90 230H91V228H89ZM106 229H104V230H106ZM110 229H111V227H110ZM126 229V228H125ZM138 229V228H137ZM146 229V228H145ZM168 229H170V228H168ZM71 230V229H70ZM69 230V231H70ZM75 230V229H74ZM74 230H72L73 232H74ZM103 230V231H104ZM108 230H109V228H108ZM107 230V231H108ZM113 230V231H114ZM136 230V229H135ZM143 230V229H142ZM153 230V229H152ZM158 230V229H157ZM67 231V230H66ZM68 231V232H69ZM111 231V230H110ZM109 231V232H110ZM154 231V230H153ZM160 231V230H159ZM171 231H173V229H171ZM175 231V230H174ZM71 232V231H70ZM94 232V231H93ZM149 232H151V231H149ZM165 232V231H164ZM72 233V232H71ZM75 233V232H74ZM73 233V234H74ZM78 233V232H77ZM112 233V232H111ZM134 233V232H133ZM171 233V232H170ZM30 234V233H29ZM69 234V233H68ZM79 234L80 233H78V236H79ZM107 234V233H106ZM132 234V233H131ZM143 234V233H142ZM161 234V233H160ZM163 234V233H162ZM173 234V233H172ZM187 234V233H186ZM189 234V233H188ZM49 235V234H48ZM60 235H62V234H60ZM64 235H66V233L64 234ZM71 235V234H70ZM70 235H67V236H70ZM93 235V234H92ZM115 236H118L119 235V233H117V234H114ZM125 235V236H124ZM124 235H122L121 237H120V239H119V242H118V244H117V248H118V250H120V253H122V252H124L125 250H123V249H125L124 248V245H126V241L127 240H131V239H128V238H130V235H129V233H128V230H126L125 231V233H124ZM133 235V234H132ZM146 235H147V233H146ZM20 236V235H19ZM29 236V235H28ZM52 236V235H51ZM63 236V235H62ZM80 236H82V235H80ZM110 236H111V234H110ZM172 236V235H171ZM31 237V236H30ZM95 237V236H94ZM108 237H109V235H108ZM174 237V236H173ZM190 237V238H191ZM70 238V237H69ZM75 238H77V237H75ZM80 238V237H79ZM79 238H77L78 240H79ZM84 238V237H83ZM83 238H82V240H83ZM106 238H107V236H106ZM133 238H134V236H133ZM176 238V237H175ZM68 239V238H67ZM81 239V238H80ZM13 242H14V240L13 239H11ZM11 240L9 239L7 242H8V244H12L13 245V242H11ZM21 240V239H20ZM43 240H46L45 241V244H48V242H47V240H48V237L47 238H45V239H42V241ZM109 240V239H108ZM108 240H106V241H108ZM134 240V239H133ZM147 240V239H146ZM172 240V239H171ZM75 241H77L76 239H75ZM144 241V240H143ZM7 242H6V244H7ZM22 242V241H21ZM80 242V241H79ZM133 242H135V241H133ZM140 242H142V241H140ZM145 242V241H144ZM148 242V241H147ZM72 243V242H71ZM70 243V244H71ZM73 243H74V241H73ZM116 243V242H115ZM177 243V242H176ZM67 244H69V240H65V239H63V237H60V238H57V241L55 242L54 241V243H52V245L51 246H57V252H55V253H57V254H59L60 252H58V250H60L61 248H63V247H65ZM112 244V243H111ZM129 244V243H128ZM137 244H139V241H138V243ZM144 244V243H143ZM148 244H149V242H148ZM77 245H78V243H77ZM170 245V244H169ZM50 246V247H51ZM69 246H75V245H69ZM128 246V245H127ZM137 245L135 244V246H133L134 248L136 247ZM138 246H140V245H138ZM137 246V247H138ZM4 247V246H3ZM50 247H46L45 245H42V246H38V247H34V248H28V249H26V250H23V251H19V252H15V253H12L11 255H9V257H6L5 259H6V261L3 263V264H26V262H27V264H39V263H41V264H52L51 262V257H53L52 256V254H53V252H52V254L51 253H49V248ZM106 247V246H105ZM131 247V246H130ZM136 247V248H137ZM83 248H85V246L83 247ZM90 248V247H89ZM117 248H116V250H117ZM144 248L146 249V247L144 246L143 247V250H144ZM152 248V247H151ZM151 248H149V249H151ZM1 249H2V247H1ZM14 249V248H13ZM69 248L67 247V250H68ZM82 248H80L79 250H81ZM141 249V248H140ZM161 249V248H160ZM169 249V248H168ZM181 249V248H180ZM21 250V249H20ZM71 250V249H70ZM75 250V249H74ZM142 250V249H141ZM155 249H153V251H154ZM159 250V249H158ZM165 250V249H164ZM170 250V249H169ZM172 250H173V248H172ZM61 251H62V249H61ZM83 251V250H82ZM81 251V252H82ZM102 251H103V249H102ZM122 251V252H121ZM135 251V250H134ZM162 251V250H161ZM64 252V251H63ZM63 252H61V253H63ZM70 252V251H69ZM69 252H67V253H69ZM74 252V251H73ZM78 252V251H77ZM97 252V251H96ZM95 252V253H96ZM104 252V251H103ZM107 252V251H106ZM131 252H133V251H131ZM130 252V253H131ZM138 252V251H137ZM137 252H136V254H137ZM156 252V251H155ZM166 252V251H165ZM164 252V253H165ZM84 253V252H83ZM94 253V252H93ZM114 253L116 254V251H114ZM118 253V252H117ZM125 253V252H124ZM124 253H122L121 255H123ZM129 253V254H130ZM147 252H145V254H146ZM148 253H149V255H151L150 254V251L148 250ZM168 253V252H167ZM0 254H2V250H0ZM66 254V253H65ZM82 254V253H81ZM80 254V255H81ZM99 254V253H98ZM102 254V253H101ZM105 254V253H104ZM134 254V253H133ZM138 254H139V252H138ZM77 255V254H76ZM75 255V256H76ZM79 255V256H80ZM84 255V254H83ZM97 255V254H96ZM120 255V256H121ZM124 255H126V254H124ZM147 255V254H146ZM156 255V254H155ZM58 256V255H57ZM59 256H60V254H59ZM58 256V257H59ZM70 255H68V257H69ZM74 256V255H73ZM74 256V257H75ZM94 256H95V254H94ZM97 256H99V255H97ZM117 256H118V254H117ZM127 256V255H126ZM125 256V257H126ZM132 256V255H131ZM130 256V257H131ZM139 256V255H138ZM142 256V255H141ZM153 256V255H152ZM164 256V255H163ZM57 257V258H58ZM61 257V256H60ZM65 257H66V255H65ZM67 257V258H68ZM71 257H72V254H71ZM77 257V256H76ZM84 257V256H83ZM129 257V258H130ZM147 257V256H146ZM145 257V259H147ZM156 257H157V255H156ZM155 257V258H156ZM159 257H160V255H159ZM165 257V256H164ZM163 257V258H164ZM56 258V259H57ZM62 258H64L63 256H62ZM61 258V259H62ZM70 258V257H69ZM91 258H92V256H91ZM95 258V257H94ZM100 258V257H99ZM127 258V257H126ZM133 258V257H132ZM150 258H152V257H150ZM55 259V258H54ZM55 259V260H56ZM75 259V258H74ZM74 259H71V260H73L74 261ZM89 259V258H88ZM93 259V258H92ZM91 259V260H92ZM114 259V258H113ZM121 259H123V258H120V262H121ZM134 259V258H133ZM141 259V258H140ZM144 259V258H143ZM28 260H30V262H28ZM59 260V259H58ZM67 260V262L68 263H70L71 262V260H70V262L68 261V259H66ZM85 260V259H84ZM83 260V261H84ZM95 260V259H94ZM99 260V259H98ZM115 260H116V258H115ZM118 260V259H117ZM116 260V261H117ZM130 260V259H129ZM132 260V259H131ZM26 261V262H25ZM51 261V262H50ZM54 261V260H53ZM60 261H62V260H60ZM79 261H81V260H79ZM97 261V260H96ZM112 261V260H111ZM114 261V260H113ZM112 261V262H113ZM135 261H138V260H135ZM143 261H145V260H143ZM142 261V262H143ZM147 261H148V259H147ZM151 261V260H150ZM162 261V260H161ZM170 261V260H169ZM66 262V261H65ZM90 262H93V261H90ZM90 262H89V264H90ZM98 262V261H97ZM112 262H111V264H112ZM119 261H117V263L116 264H118V263H120ZM131 262V261H130ZM146 262V261H145ZM162 262H164V261H162ZM168 262V261H167ZM56 263H57V261H56ZM67 263V264H68ZM73 263V262H72ZM71 263V264H72ZM77 263H79V262H77ZM81 263V262H80ZM86 263V262H85ZM101 263V262H100ZM124 263V262H123ZM126 263V262H125ZM132 263V262H131ZM138 263H140V261L138 262ZM59 264H62V263H59ZM65 264V263H64ZM73 264H75V263H73ZM94 264V263H93ZM127 264V263H126ZM135 264H137V263H135ZM141 264H143V263H141ZM162 264V263H161Z\"/></svg>",
  "mask_w": 264,
  "mask_h": 264
}]
</instances>
